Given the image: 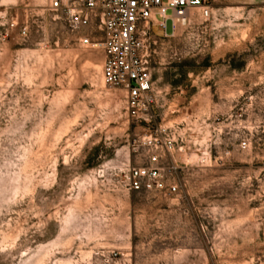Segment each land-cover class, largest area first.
<instances>
[{
    "label": "rangeland",
    "instance_id": "1",
    "mask_svg": "<svg viewBox=\"0 0 264 264\" xmlns=\"http://www.w3.org/2000/svg\"><path fill=\"white\" fill-rule=\"evenodd\" d=\"M48 3L0 0V264H264V134L228 105L264 106V3L211 0L206 23L153 29L154 104L139 119L102 83L100 33L70 32ZM226 30L229 56L210 63L208 34ZM227 67L256 88L227 89ZM161 129L176 194L131 192L127 170Z\"/></svg>",
    "mask_w": 264,
    "mask_h": 264
},
{
    "label": "built area",
    "instance_id": "2",
    "mask_svg": "<svg viewBox=\"0 0 264 264\" xmlns=\"http://www.w3.org/2000/svg\"><path fill=\"white\" fill-rule=\"evenodd\" d=\"M51 11H58L70 32L84 33L90 27L101 35V79L103 85L124 93L126 113L131 119L145 116L154 104V90L149 72L150 47L155 44L156 29L161 38L171 36L190 23L196 14L203 23L211 17V0H49ZM169 21V31L165 23ZM21 34H24L22 31ZM87 37L84 36V41ZM231 119L236 127L260 129L264 134V106L256 107L252 96L233 107ZM154 152L147 165L132 167L126 173V186L131 192H156L162 196L176 194L173 176L158 167L159 152L170 153L173 141L161 129ZM247 145L246 139L239 143ZM170 165L168 171L174 173Z\"/></svg>",
    "mask_w": 264,
    "mask_h": 264
},
{
    "label": "crops",
    "instance_id": "3",
    "mask_svg": "<svg viewBox=\"0 0 264 264\" xmlns=\"http://www.w3.org/2000/svg\"><path fill=\"white\" fill-rule=\"evenodd\" d=\"M233 3L239 5V6H251V5H257V4H261L264 3V0H230ZM229 24V23H228ZM231 24V23H230ZM218 25H215V27H217ZM230 26V25H228ZM233 26H235V28H237L239 26V24H233ZM207 27H209V25H207ZM229 32V33H228ZM230 34L231 36L235 37L236 34H238V32H231V31H223L222 33L219 32L217 33V35L213 38V36L211 37L210 34H208L209 36L207 37V58L209 60L210 63H212L213 61H217V60H224L226 58H228V53L227 51L224 49L225 43L224 40H217L220 36H222L224 38L225 35ZM211 38H213L211 40ZM217 40V41H216ZM210 69V68H209ZM227 73L232 76L231 83H227L226 87L229 90H232L233 92H238V91H250L256 88L257 84L254 83L252 76L247 77V79L244 82H240L239 79H237L235 77V70H232L230 68L227 67ZM229 79H226V81ZM217 85H224V81L221 82L219 81L218 83H216ZM209 88V87H207ZM231 102V101H230ZM228 101V105L231 108H233L234 106V100L232 103H230ZM225 108V107H224Z\"/></svg>",
    "mask_w": 264,
    "mask_h": 264
}]
</instances>
